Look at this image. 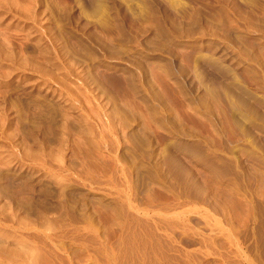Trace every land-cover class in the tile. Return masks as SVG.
<instances>
[{"label": "rangeland", "instance_id": "374dc122", "mask_svg": "<svg viewBox=\"0 0 264 264\" xmlns=\"http://www.w3.org/2000/svg\"><path fill=\"white\" fill-rule=\"evenodd\" d=\"M255 101L264 0H0V264H264Z\"/></svg>", "mask_w": 264, "mask_h": 264}, {"label": "bare ground", "instance_id": "6f19581e", "mask_svg": "<svg viewBox=\"0 0 264 264\" xmlns=\"http://www.w3.org/2000/svg\"><path fill=\"white\" fill-rule=\"evenodd\" d=\"M261 98H259V100H260ZM259 100H257V101H259ZM253 103V107H252V112H254L255 113V115L254 116H259L260 115V118H259V120L261 119L263 122H264V103L263 102H256L255 101V103L254 102H252ZM248 110V109H247ZM254 110V111H253ZM250 113V112H249ZM251 114V113H250ZM244 115H246V114H244ZM253 116V115H252ZM257 116V117H258ZM255 117H253V119H254ZM248 119V118H247ZM247 119H245V120H247ZM250 119V118H249ZM252 119V120H253ZM258 119V118H257ZM256 120V119H255ZM260 120V121H261ZM252 123V122H251ZM250 123V124H251ZM260 123V122H259ZM258 123V121L257 122H255L254 121V123H252L251 125H250V127H249V130L248 131H250L249 132V134H252V136H253V142L254 143H252L253 144V146H254V144H255V146L257 145V146H259L261 149V151H263L264 152V123L262 124V122H261V124L263 125V127L260 125ZM248 126V125H247ZM248 133V132H247ZM249 136V135H248ZM250 137V136H249ZM251 139V138H250ZM256 146V147H257ZM259 149V148H258ZM263 152H261V153H263ZM168 155H169V153H168ZM264 155V154H263ZM172 156V155H171ZM260 155H255V154H251L250 153V155H249V153H242V154H240V162H241V164H257L256 166H258L259 168H261V170L263 169L264 170V158L262 157V158H260L259 157ZM168 158V157H167ZM172 158V157H171ZM175 162H177V161H175ZM215 162V161H214ZM214 162H212V164L211 165H209V167H210V169L211 170H213L215 173L217 172V173H219L218 174V176H220L221 175V179H222V177H226V174L225 173H223L222 171H221V169H220V167L217 165V164H215ZM217 162V161H216ZM171 163V162H170ZM172 164V163H171ZM175 164V163H174ZM248 164V165H249ZM175 166V165H174ZM177 166V165H176ZM176 166H175V168H176ZM181 167V166H180ZM172 168V167H171ZM174 168V169H175ZM183 170V169H182ZM222 170H223V168H222ZM225 170V169H224ZM223 170V171H224ZM262 170V171H263ZM177 171V170H176ZM182 172H184V171H182ZM226 173H230V172H227V171H225ZM181 173V172H180ZM231 175V174H230ZM218 176H216V177H218ZM228 176V175H227ZM249 177V176H248ZM186 178H188V177H186ZM229 178H231V177H229ZM226 179V181H227V179L228 178H225ZM232 179V178H231ZM186 180V179H185ZM189 180V179H188ZM187 180V181H188ZM229 180V179H228ZM225 181V182H226ZM190 182V181H189ZM193 182V181H192ZM227 182H229V181H227ZM186 183V182H185ZM230 183V182H229ZM191 185H193L192 183H191ZM186 186V185H185ZM184 186V187H185ZM190 187L191 186H189L188 188L190 189ZM198 186L196 185V186H192V188H191V193L192 192H194V193H197L198 195L200 194V192L201 191H203V190H201L200 192H198L197 191V188ZM199 188V187H198ZM200 189V188H199ZM193 193V194H194ZM197 194H195V195H197ZM203 195H204V193H202ZM206 195V194H205ZM200 197H202V195L200 196L199 195V198ZM207 197V196H206ZM197 198H198V196H197ZM202 198H204V197H202ZM201 198V199H202ZM205 200H207V199H205ZM208 202V201H207ZM218 205V204H217ZM214 206H215V204H214ZM220 207V206H219ZM218 208V207H217ZM218 211H220V210H218ZM224 211V210H223ZM198 220V219H197ZM193 221H195V218H194V220ZM192 221V222H193ZM200 221H202V220H200ZM195 223H200V222H194V224ZM202 223V222H201ZM203 224V223H202ZM182 234V233H181ZM178 235V234H177ZM185 238H187V237H185ZM189 239V238H188ZM187 241H189V240H187ZM186 242V241H185ZM191 242H192V240H191ZM187 244H189V243H187ZM1 263V262H0Z\"/></svg>", "mask_w": 264, "mask_h": 264}]
</instances>
